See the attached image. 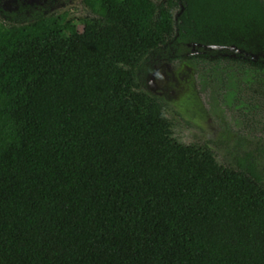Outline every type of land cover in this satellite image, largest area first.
Listing matches in <instances>:
<instances>
[{"label":"trees","instance_id":"1","mask_svg":"<svg viewBox=\"0 0 264 264\" xmlns=\"http://www.w3.org/2000/svg\"><path fill=\"white\" fill-rule=\"evenodd\" d=\"M89 1L82 31L0 22V264H264V177L142 80L177 40L259 52L264 0Z\"/></svg>","mask_w":264,"mask_h":264},{"label":"rangeland","instance_id":"2","mask_svg":"<svg viewBox=\"0 0 264 264\" xmlns=\"http://www.w3.org/2000/svg\"><path fill=\"white\" fill-rule=\"evenodd\" d=\"M71 13L82 15L79 9ZM148 62L142 74L147 92L148 72L160 69L163 62H168L175 71L177 81L172 79L168 84L173 89V98L157 97L164 101L167 114L177 122L185 143H206L224 165L237 166L250 160L264 177V96L237 88L231 91L228 86H219L216 79L213 86L207 87L203 82L207 78L202 79L196 73L194 62L187 61L184 65L183 58L176 62L162 59L153 67ZM186 65L190 71L184 69Z\"/></svg>","mask_w":264,"mask_h":264},{"label":"flooded vegetation","instance_id":"3","mask_svg":"<svg viewBox=\"0 0 264 264\" xmlns=\"http://www.w3.org/2000/svg\"><path fill=\"white\" fill-rule=\"evenodd\" d=\"M153 1L160 4L166 0ZM175 2L176 5L170 10L174 22L180 15L182 4L181 0ZM76 9L82 12L81 16L72 15L71 11ZM62 14L66 20L73 21L77 28L81 27L80 31L85 27L84 21L100 19L102 16L93 8L89 0H0V22L6 24L27 23L41 16ZM175 44L176 49L167 57L163 56L166 51L161 55H151L150 67L162 59L176 62L186 56L194 62L196 73L202 79L207 78V81H203L207 83V87L210 84L213 86L216 79L219 86H228L230 90L237 88V91H250L261 98L264 96V48L261 47L259 52H253L244 43L240 45L225 43L215 44L218 47L213 48L209 53H206L201 46L194 49L196 53H191L192 49L184 41L177 40ZM169 49H173L172 46ZM186 52L190 53L186 55ZM249 162L250 160L245 161V163Z\"/></svg>","mask_w":264,"mask_h":264},{"label":"water","instance_id":"4","mask_svg":"<svg viewBox=\"0 0 264 264\" xmlns=\"http://www.w3.org/2000/svg\"><path fill=\"white\" fill-rule=\"evenodd\" d=\"M187 46L192 49L191 53H196L197 51L194 49L199 46L203 47L205 50H210V49L218 47L215 44L206 45V44H201L197 42H187ZM189 53L186 52L185 54L188 55ZM187 61L191 62V60H189L186 56L183 57L184 65L187 64ZM158 66L160 65H156V67ZM185 67L186 68L184 69L190 71L191 68L189 66L186 65ZM167 71L170 74H168ZM172 79L177 81V76L175 75V71L173 70V68L170 66L168 62H163V66H161L160 69L153 70L147 73L145 82L149 90V93L151 95L158 96V97H165L166 100H170L171 98H173V95H172L173 89L170 90L169 88L171 87V85H168V84H169V81ZM169 93L171 94L170 96L168 95Z\"/></svg>","mask_w":264,"mask_h":264}]
</instances>
